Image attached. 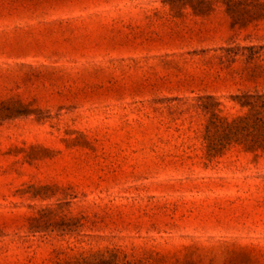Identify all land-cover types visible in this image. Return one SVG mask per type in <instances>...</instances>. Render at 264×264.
Returning <instances> with one entry per match:
<instances>
[{"label": "rangeland", "instance_id": "374dc122", "mask_svg": "<svg viewBox=\"0 0 264 264\" xmlns=\"http://www.w3.org/2000/svg\"><path fill=\"white\" fill-rule=\"evenodd\" d=\"M264 0H0V264H264Z\"/></svg>", "mask_w": 264, "mask_h": 264}, {"label": "trees", "instance_id": "16d2710c", "mask_svg": "<svg viewBox=\"0 0 264 264\" xmlns=\"http://www.w3.org/2000/svg\"><path fill=\"white\" fill-rule=\"evenodd\" d=\"M234 0H222L227 5ZM252 112L245 117L238 118L231 124H227L225 136L240 135L243 142L255 148L264 149V101L259 105H251Z\"/></svg>", "mask_w": 264, "mask_h": 264}]
</instances>
